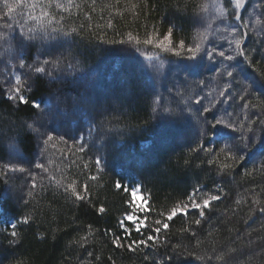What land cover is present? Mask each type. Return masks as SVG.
Listing matches in <instances>:
<instances>
[{"label": "trees", "instance_id": "obj_1", "mask_svg": "<svg viewBox=\"0 0 264 264\" xmlns=\"http://www.w3.org/2000/svg\"><path fill=\"white\" fill-rule=\"evenodd\" d=\"M7 2L15 3V0ZM56 4L62 7L57 8ZM203 5H208L204 11ZM257 5L259 7H254ZM6 11L4 0H0V34L6 37L21 34L39 37L44 31L41 24L50 33L53 27L59 31L52 34L56 39L24 41L25 68H19L18 61L3 59L0 73V264H155L172 254L173 245L181 246L179 250L183 254L174 257L172 264H264V0H245L239 11L231 0H20L11 17L5 16ZM221 11L223 16L219 15ZM44 12L49 16L45 17ZM49 19L51 24H48ZM209 19H213V27L206 30ZM245 23L249 25L247 28ZM225 27L238 30L243 40L242 49L248 56L247 61L237 55L235 60L224 62L235 67L234 79L226 74L217 75L215 69L220 66L221 58L210 60L204 53L205 48L228 51L227 39L233 37L216 31ZM30 29L35 31L30 32ZM169 29L174 31L170 42L164 41L166 45H177L181 40L189 47L201 44L196 70H187L191 63L187 60L190 55L187 48H177L181 54L176 56L156 47V42L163 41ZM65 31L72 34L64 37ZM129 34L135 38L131 42ZM205 36L208 39H204ZM148 38L153 43L145 45L143 41ZM56 43L68 45V49L54 51ZM12 44L20 50L14 40ZM0 46L8 45L0 41ZM39 47L44 51L38 52ZM228 54L236 55L235 51ZM149 56L153 59L146 58ZM45 59L58 63L45 66ZM160 63L164 64L161 74L147 70L149 64ZM110 64L116 66L117 72L129 76L125 87L130 98L122 97L114 105L118 112L84 110L78 100L74 102L75 111L70 110L77 93L87 97L89 94V103L94 100L91 88L94 77L99 72L114 74ZM31 65L44 66L53 75L36 74ZM17 75L21 76L20 87L29 100L27 104L19 103L16 94L11 92ZM79 77L87 82L77 87L75 82L81 79ZM25 80L30 87H24ZM138 80L142 84L137 83L134 88ZM245 86L247 92L243 91ZM221 91L226 95L221 96ZM10 94L15 98L9 100ZM57 98L62 102L59 107L67 106L70 115L59 113L55 107ZM196 100L201 103L195 104ZM33 102L41 108L34 109ZM103 105L105 108L111 103L106 100ZM181 107H190L193 111L199 108L201 112L203 107L210 108L205 115L211 140L205 137V147L213 148V152H192L199 141L194 142L191 121L179 120L164 111L170 108L179 112ZM42 109H51L53 115L42 125L41 119L38 120V126H43L44 131L37 136L29 132L24 123L37 120ZM79 110H82L81 117L76 122L66 123L62 130L60 122L76 118ZM216 118L251 126L252 142L245 146L239 132L232 134L216 129L212 136L211 123ZM249 121L254 123L249 124ZM90 124L112 139H104L103 148L96 145L87 152H79L70 137L80 135L84 126H87L83 129L86 132ZM47 135L53 138L45 144ZM233 135L237 137V144L245 148L239 154L246 155V160L242 165L222 170L223 164L232 161L226 160L219 150ZM245 135L249 134L245 132ZM177 139L181 142L176 143ZM4 143L11 153L10 145L15 143L19 152L8 158ZM119 151L128 158L125 163L130 174H124L120 164L115 168L109 165L112 155ZM145 151L153 153L149 160L129 168L130 158H141ZM97 155L102 161L99 167L95 163ZM213 158L215 162L209 164ZM37 164L43 167L37 168ZM21 168L24 171H20ZM117 180L126 185L142 184L143 196L151 203V209L140 214L141 218H146L148 228L137 233L129 224L132 235L128 239L119 221L130 211L125 203L130 196L115 188ZM69 184L83 200H76L71 190L65 192ZM196 187L201 188L200 195L222 196L212 202L200 225L195 224L199 213L193 210L187 217H177L170 223L169 230L161 233L162 237H167L166 246L153 248L149 244L135 252L129 251L128 244L146 237L155 221L162 219L161 212L176 203H187V194ZM11 188L16 194L11 195ZM29 191L33 193L31 197L27 195ZM101 206L106 211L98 214ZM24 217L29 218V223H18L16 229L20 242L10 244L11 224ZM184 228L189 231H182ZM107 230L121 237L123 247L112 244L113 235ZM196 256L203 259L197 260ZM217 256L223 259L217 260Z\"/></svg>", "mask_w": 264, "mask_h": 264}, {"label": "snow or ice", "instance_id": "obj_2", "mask_svg": "<svg viewBox=\"0 0 264 264\" xmlns=\"http://www.w3.org/2000/svg\"><path fill=\"white\" fill-rule=\"evenodd\" d=\"M20 3V0H15V3H8L7 0H4V7L6 8V17H11L12 13L15 10V7ZM231 3L234 4L235 9H240L244 6L245 0H231ZM57 8H61L62 5L56 4ZM208 5H203L202 6V11L206 10ZM254 7H259V5L254 6ZM66 10V9H65ZM254 14V13H253ZM43 15L45 17L49 16L48 12H44ZM219 15L223 16L224 13L221 11ZM37 19V18H33ZM213 19H209L207 22L206 30L207 29H212L213 27ZM52 20H48V24H51ZM59 23V21H57ZM256 23H259V21H256ZM111 26V23L109 24ZM249 25L247 23L244 24V27L247 28ZM11 27V25H9ZM41 28L44 29L43 33L41 36L36 37L33 35H27V34H21L20 36H14V37H6L3 34H0V41H4L8 46L6 48H3L2 51H0V60H3L5 57L8 60L11 61H18L19 63V68L23 69L26 67V61L22 55V50L24 47H26L24 41H32L35 39H42V40H50V39H56L57 37L52 35L53 33H57L59 30L57 28H52L51 33L47 31L45 28L44 24H41ZM30 32L35 31L34 29H30ZM75 29H72V32H75ZM173 29H169L168 33L164 34L163 41H158L156 42V47L161 49L162 51H167V52H172L176 56H180V52L177 51V48L184 49L187 48L188 53H190L189 56H187V60L191 61V63L187 66V70L192 71L196 70L198 68V59L200 57L197 56L198 53H201V44L197 43L194 47H189L186 45L184 40L179 41L177 45H172L169 43V45H166L164 41H169L171 40V36L173 34ZM217 32H227L229 37H233V39H227L226 37H221V39H227V43L229 45L228 51L224 50H216L215 48L212 49H204V53L207 55V57L210 60H213L215 57H220L221 60L218 62L220 64L219 67L215 69V72L217 75L226 76L230 79H234V73H235V67L231 63H224L225 61L231 62L236 59V56L238 55L239 57H243L245 61L248 60V56L246 55L245 51L242 49V38L239 36L238 30L237 29H231L229 30L228 28H217ZM72 33L65 31L63 33L64 37H68ZM135 38L129 34V41L131 42ZM204 39H208L207 36L204 37ZM15 41L16 44L19 46L20 50H17L16 48L13 47L12 41ZM120 43H124V41H120ZM136 43L139 44L140 41L136 40ZM145 45L152 44L153 40L151 38L145 39L143 41ZM234 45V49H233ZM2 47V46H0ZM139 51V49H137ZM235 51L236 55L228 54L229 52ZM143 55V53H141ZM147 59L151 60L153 59L152 57H146ZM163 59V58H161ZM50 63L56 64L58 62L54 61H49L47 59L43 60V65H48ZM72 65H69L71 67ZM31 70L34 71L36 74H41V73H46L49 77L53 75L52 72H47L46 67L44 66H36V65H31ZM164 69V64L160 63L158 65L156 64H149L147 70L155 73L156 75L161 74V71ZM27 79H30V77L25 74ZM22 83L21 76L17 75L15 77V84L16 86L11 89V92H14L16 96L18 97L19 103L21 104H27L29 103V100L23 95V90L20 87V84ZM230 86V85H229ZM24 87L28 88L30 85L27 83V81H24ZM243 91L247 92L248 87L245 86L243 88ZM221 96L226 95L225 91L220 92ZM15 98L13 95H9L8 99L11 100ZM243 99V97H241ZM62 103L59 98L56 99V105L55 107L58 109L59 113L67 116L70 115L69 109L67 106L64 108H60L59 105ZM200 100H196L195 104H200ZM33 108L34 109H39L41 106L39 104H36L33 102ZM248 105L245 104V108H247ZM153 111H156V109H153ZM165 112H168L170 115L174 116L175 118L179 120H185V121H191L192 125L194 126V142H197V147L191 149L192 152H196L198 150L200 151H205L207 153H211L214 151L213 148H208L205 147V137L208 138V140H211V136L209 135V121L207 120V116L205 115L210 111V108L208 107H203V111L201 112L199 108H196L195 111H193L192 108H184L181 107L179 108V112L175 111L174 109L170 108H165ZM185 112H187V115H185ZM52 111L51 109H42L40 116L37 117V120H33L31 123H25L24 127L29 132H32L33 134L39 136L41 135L40 133V127L38 126V120L43 118V117H50L52 116ZM229 116L231 114H228ZM249 124H253L254 122L249 121ZM211 129H212V136L216 134V129H219L221 132H228L235 134L237 132L240 133L239 139L245 141V146L248 143L252 142V133H253V128L251 126H245L244 122H241L240 125H237L231 121H226L223 118H216L213 123H211ZM243 129V130H242ZM245 132L248 133L249 135H245ZM99 134V135H98ZM85 136H87L88 139H85ZM52 135H47V138L44 140V143H48L49 141L52 140ZM73 139L74 143L78 146L77 150L79 152H87L89 151L92 147L96 146L97 144L99 145V148H103V141H104V136L102 133H100L99 127L90 124L89 128L85 132L83 129L80 130V135H73L70 137ZM237 137L235 135L232 136V138L225 142L224 147L220 148V152L225 155L226 160H231L232 163H225L222 165V170L226 169H231L234 165H242V163L246 160V155L244 154H239L245 151L244 147H241L237 144ZM87 145V147H86ZM13 154H16L19 152V147L15 143L10 145ZM215 162V158L210 159L208 161L209 164H212ZM96 165L99 167L102 163L101 158L99 155H97ZM187 163V162H186ZM37 168L43 167L41 164L36 165ZM14 170V169H13ZM20 171H24V169H20ZM47 171V169H45ZM95 179V177H93ZM57 185L60 184V181H56ZM32 187L35 188L36 184L33 182ZM115 188L117 190H122L127 196H130V199L127 200L125 203L130 209V211H127L123 218L119 221V226L121 228V231L125 235V239H128L132 235V230L129 228V224L134 226V230L137 233H143V231L148 228L147 220L146 218H141V213H145L147 210L151 209V203L150 201H147L144 196H143V185L142 184H135V185H126L122 183L120 180H117L115 182ZM71 190L72 195L75 197L76 200L81 201L84 199L83 196H81L76 189L73 187L72 184H69L65 188V192H69ZM222 191V190H220ZM201 193V188L196 187L193 188L191 192H189L186 196L187 203H176L174 206H172L170 209H168L166 212H161L160 216L162 219H157L155 221V226L152 227L149 230V234L146 237H143L139 240L132 241L131 243L128 244V249L129 251L135 252L137 251L141 246H151L153 248H157L160 246H166L167 245V237H162L161 233L162 232H167L170 228V223L173 222L177 217H187L190 212L195 210L196 212L199 213V218L195 220L196 225H200L201 221L203 218L206 216V210H210L212 207V202L213 201H219L222 199V196L220 194L216 195H210V194H203L200 195ZM29 197L33 195L31 191L27 193ZM22 198V197H21ZM27 203V201H26ZM106 211V209L101 206L97 209L98 214H103ZM264 211V209H262ZM18 223H24L27 224L29 223V218L24 217L21 221H18L17 223L11 224V229L12 231L10 232V236L12 239L9 241L10 244H17L20 242V235L16 231L17 229V224ZM184 232H188V228L182 229ZM108 234H112L111 230H107ZM113 235L112 239V244L116 247H123V243L121 241V237L119 235ZM42 238V237H41ZM81 239H84L83 237ZM173 252L171 255H166L165 259L156 261L155 264H172V261L174 257H179L180 255L183 254L181 249V246L179 245H173ZM194 255V254H193ZM197 260L203 259V257L196 256L195 257ZM145 259L147 260L148 257L145 256ZM211 259V258H209ZM217 260H222L223 257L217 256Z\"/></svg>", "mask_w": 264, "mask_h": 264}, {"label": "rangeland", "instance_id": "obj_3", "mask_svg": "<svg viewBox=\"0 0 264 264\" xmlns=\"http://www.w3.org/2000/svg\"><path fill=\"white\" fill-rule=\"evenodd\" d=\"M67 46L68 45H63L62 43H56V45L54 46L53 50L54 51H59V50L65 51V50L68 49ZM3 48H6V46H2L1 51L3 50ZM37 51L38 52H42V51H44V49L39 47V49H37ZM54 51H50V52H52V53H54L56 55V53ZM3 63H4L3 60H0V73L3 71V67H2ZM124 65H129V63H124ZM110 67H112V64H110ZM115 67L116 66L112 67L113 70H114ZM127 70L131 71V68L128 67ZM114 71H115L114 74L105 73V72H103V73L99 72L97 74V76L94 77L93 84L91 86V88H93L94 100H92L89 103L87 101V99L90 98L89 94H88V97H87V95L84 94V93H77L76 95H74V98L72 99V102H71V105L69 106V109L70 110H74V108H75L74 102L78 100L79 101V105L82 108H84V110H89L90 111L91 108L92 109L96 108V109H99L102 113H106L104 111L105 109L116 111V108H114V105L117 102H120V99L122 97H124V98H126L128 100L130 98V96L126 93V87H125L128 79H129V76L126 75V77H125L124 75H122L121 73L117 72L116 70H114ZM127 73L129 75V72H127ZM110 74H111V76L108 78L107 76L110 75ZM79 78H83V77H79ZM137 83L138 84H142L141 81L138 80V81H136L133 84L134 88L136 87L135 84H137ZM88 90L89 89H86V93H88ZM168 94H171V92L168 91ZM66 95L70 96L69 93H66ZM106 100L109 103H111V105H109L108 107L104 108L103 103ZM81 112H82V110H79L78 116L76 118H73V119L69 120V121H68V119H67V121L62 120L60 122V126H62V130H64V127H65L66 123L69 124L70 121L71 122H76L81 117ZM116 112H118V111H116ZM44 121H48V117L41 118V120H39L41 125H42V122H44ZM24 125H25V123H24ZM39 127H40V132H43L44 131L43 126L39 125ZM193 130H194V126L192 127V131ZM103 136H104V139H108V140L112 139V138L110 139V136H108V134H103ZM169 141H170V139L167 138L166 142L168 143ZM178 142H181L180 139L176 140V143H178ZM4 145H5V148H6V154H7L8 158H12L14 156V154L9 151V147H7V143H4ZM116 146H118V145L116 144ZM156 149H158V148H156ZM154 150L155 149H153V152H154ZM152 154H153L152 151L151 152L150 151H145V152L142 153V157L141 158H132L131 157L130 161H129V163H130L129 168L135 167L140 162L142 163L144 160L148 161L149 157H151ZM112 157H113V159L109 163L110 167L113 166L115 168L116 166H118L120 164L122 172L124 174H130L131 173L128 170V168H127L128 164L125 163L126 160H128V158L126 156H124L121 151H119L116 154L112 155ZM22 160L25 161L26 157L23 156ZM9 192L11 193V195L16 194V192H15V190L13 188H11L9 190Z\"/></svg>", "mask_w": 264, "mask_h": 264}, {"label": "bare ground", "instance_id": "obj_4", "mask_svg": "<svg viewBox=\"0 0 264 264\" xmlns=\"http://www.w3.org/2000/svg\"><path fill=\"white\" fill-rule=\"evenodd\" d=\"M69 9V8H68ZM209 12H212V11H209ZM102 78V77H101ZM91 123V122H90Z\"/></svg>", "mask_w": 264, "mask_h": 264}]
</instances>
